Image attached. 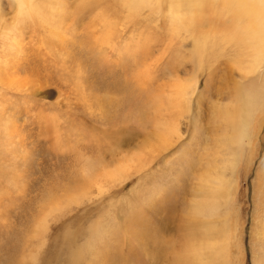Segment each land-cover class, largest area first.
<instances>
[{"label":"rangeland","instance_id":"374dc122","mask_svg":"<svg viewBox=\"0 0 264 264\" xmlns=\"http://www.w3.org/2000/svg\"><path fill=\"white\" fill-rule=\"evenodd\" d=\"M34 3L21 18L0 0V264H176L196 177L212 165L237 182L216 216L194 214L196 232L206 220L223 228L224 255L210 264H264V118L251 161L249 148L231 175L238 150L220 140L215 114L242 74L213 52L199 69L193 39L168 26L165 0L154 13L120 0ZM98 7L114 11L113 28L98 22ZM38 18H63L64 28L52 33ZM187 74L197 85L182 136L150 152L153 99ZM134 154L143 157L128 177L99 193L101 174ZM68 194L72 202L47 212L50 198ZM102 219L97 248L76 253Z\"/></svg>","mask_w":264,"mask_h":264},{"label":"bare ground","instance_id":"6f19581e","mask_svg":"<svg viewBox=\"0 0 264 264\" xmlns=\"http://www.w3.org/2000/svg\"><path fill=\"white\" fill-rule=\"evenodd\" d=\"M11 1L18 9H16V13L21 18L22 16H30L31 7L32 9L36 7L35 0ZM165 2L167 3V15L165 17L168 26L172 29L171 31L176 34L177 32H185L193 39L191 50L193 54L195 53L199 69L201 68L200 61L203 60L204 55L213 52L218 56H225L231 67L242 74V81L246 77V82H236L234 79L235 82L231 91L233 93L232 101L218 106L215 113L217 122L222 123V128L218 130L220 140L235 143L238 150L237 158H233L229 164V171L232 175L237 161L240 163L243 155L248 154L249 148L251 151L248 160L246 159L247 164L251 161V156L255 150L254 141L258 124L262 116L264 118V0H165ZM120 3L131 13H135L141 7H147L154 13L159 9L160 0H120ZM90 10L91 12L97 11L98 22L113 28V23L117 21L114 11H107L102 7ZM50 11L52 14L54 13V9ZM38 19L41 25H48L49 31L52 33H60L61 29L64 28L62 26L64 24L63 18H53L50 22L48 18ZM214 24H218L219 29L210 27ZM196 76L197 74L194 76L187 74L186 77L177 78L175 83L171 84L169 94L156 95L153 99L152 104L157 106V111L149 121L154 129L149 132L148 136L152 135L156 141L154 140L155 142L149 147L147 143L146 146L150 152L166 149L182 136V130L179 126L180 119L186 118L187 114H190V98L196 89ZM149 96L148 93L146 100L152 99ZM148 153L146 152V154ZM142 157L140 154H134L131 158L123 160L114 168L101 174L103 183L96 185L98 192L107 190L108 184H120L124 181L128 177L130 163L133 161H136L134 162L136 164L140 163ZM212 168L211 173L204 171L203 174L196 177L195 188L198 192L193 194L195 198L190 204L192 215L186 217V221L191 226L183 247L177 255H174L176 264H210V261L217 262L224 255L225 239L224 236L218 235V231H223V228H219L216 221L206 220L203 222L202 231L196 232L194 230V214H200L206 218L216 216L218 208L224 204L227 198L232 196L231 192L236 189V178L231 179L226 176L222 167L219 170L212 165ZM84 194L86 191H83L80 196ZM75 196V194L73 196L68 194L64 200H61L60 197L50 198L51 200L47 205L48 209L46 207L47 212L55 211L60 207L62 201L72 202ZM185 215L187 214L185 213ZM42 217L39 220V226L44 222ZM108 225L105 226L104 219H102L101 224L98 221L94 222L92 229L91 227L89 229L91 234L86 246L76 253L97 248L96 240L101 236L103 238L109 229L107 228ZM94 240L96 242L93 244Z\"/></svg>","mask_w":264,"mask_h":264}]
</instances>
